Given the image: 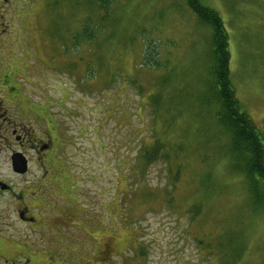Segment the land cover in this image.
Segmentation results:
<instances>
[{"label": "rangeland", "instance_id": "rangeland-1", "mask_svg": "<svg viewBox=\"0 0 264 264\" xmlns=\"http://www.w3.org/2000/svg\"><path fill=\"white\" fill-rule=\"evenodd\" d=\"M101 1L24 0V132L33 144L24 141L28 168L19 178L0 154L3 178L24 185L38 207L51 204L42 194L55 196L62 264H105L92 257L98 242L99 251L109 246L110 258L99 257L106 264H264V189L258 200L243 175L213 160L227 138L198 108L212 30L184 0ZM203 2L227 31L237 100L264 130V0ZM86 20L98 34L80 41ZM129 34L134 43H125ZM143 53L160 67L140 66ZM166 75L170 92L166 85L155 104L156 80ZM48 119L70 137L56 135L50 162L34 143ZM157 140L158 155L137 160ZM30 232L24 225V242L38 238Z\"/></svg>", "mask_w": 264, "mask_h": 264}, {"label": "flooded vegetation", "instance_id": "flooded-vegetation-1", "mask_svg": "<svg viewBox=\"0 0 264 264\" xmlns=\"http://www.w3.org/2000/svg\"><path fill=\"white\" fill-rule=\"evenodd\" d=\"M23 30L24 0H0V154H7L8 171L12 178L24 175L21 171L22 168L24 170V141H33H30L31 131L28 129L29 134L24 132ZM40 117L43 121L44 117ZM47 125L48 128H45ZM47 125L42 123L44 140L34 143H37L35 151L45 154L46 161L50 162L51 156L57 153L54 147L56 135L70 137L52 125L51 119H48ZM64 139L58 142L64 143ZM15 161L22 164L19 170L14 169ZM42 196L51 204L38 207V203H30L24 198V185L7 181L0 173V264H62L58 254L62 255L61 250H68L62 249L61 242H57L53 235L57 226L65 225L61 221L58 225L60 213L55 206V196ZM24 225L29 232L33 226L32 236L38 238L24 242ZM101 246V243H96L97 250H93L96 253L92 257L95 255V261L106 264L108 261L99 260V257L110 258V249L104 244L105 250L99 251ZM64 264L69 263L64 261Z\"/></svg>", "mask_w": 264, "mask_h": 264}, {"label": "trees", "instance_id": "trees-1", "mask_svg": "<svg viewBox=\"0 0 264 264\" xmlns=\"http://www.w3.org/2000/svg\"><path fill=\"white\" fill-rule=\"evenodd\" d=\"M101 2L107 4L106 0ZM184 2L185 5L194 12L202 25L212 30L208 49L211 58L207 61L208 63L206 65L207 69L209 68L208 79H204L205 83L198 95V108H205L211 111L210 117L217 123L216 135L225 136L227 138L220 149L221 152L213 154V160L225 161L224 164L226 163L225 168H227V171L232 170L240 173L241 176L243 175L248 182L249 191L254 193L259 200L261 196L259 195V189H264V130L258 129L251 117L241 108L234 90L231 87L228 67L230 51L227 48V31L216 10L206 5L203 0H184ZM119 18H121V16H119ZM135 23L140 24L139 19H137ZM137 32V38L140 41L146 34V28L140 26L137 28ZM110 33L114 35V31H110ZM97 34V29H95V27H90L89 22L86 20L85 23L81 25L80 31L76 36L80 41H88L89 39H95ZM132 42H135V38L129 34L125 39V43ZM95 61L96 58L93 59L94 64H96ZM70 66L71 63H69V68ZM140 66L156 70L160 67L159 60H155L150 54L146 55V53H143L141 57ZM91 70L92 69L89 71ZM86 71L87 70H84V74L85 77L88 78ZM68 72V74L74 75L70 72V69ZM93 76H95L94 69ZM72 81L75 82V86L87 87V85H89L87 82H82L76 78H72ZM170 81L171 78L167 75L156 80L155 85L157 90L152 93V99L155 104L160 105L161 102H163V98L166 95L165 87L167 85L169 89ZM183 104L185 106L184 100L178 103L177 108L180 109V106ZM196 105H198L197 102ZM178 112L184 113L185 111ZM198 116L202 118L204 114L199 113ZM262 127H264V124ZM162 146L163 144L157 140L148 149L143 147L139 151L137 160L143 161L144 164L149 163L158 155L155 154V152ZM164 152L165 153L162 154L163 156L167 153L165 148ZM172 155L176 156V151H174V154L168 152V156ZM259 203L261 202H258L257 206ZM231 245L226 246L229 249Z\"/></svg>", "mask_w": 264, "mask_h": 264}, {"label": "water", "instance_id": "water-1", "mask_svg": "<svg viewBox=\"0 0 264 264\" xmlns=\"http://www.w3.org/2000/svg\"><path fill=\"white\" fill-rule=\"evenodd\" d=\"M19 165H22L19 161H15L14 162V169H17V170H19ZM26 170H27V160H26V158L24 157V170H23V168L21 169V171H24V173L26 172Z\"/></svg>", "mask_w": 264, "mask_h": 264}]
</instances>
